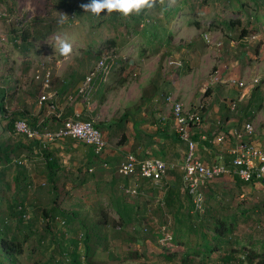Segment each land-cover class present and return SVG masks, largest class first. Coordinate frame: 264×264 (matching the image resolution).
<instances>
[{
	"label": "rangeland",
	"instance_id": "rangeland-1",
	"mask_svg": "<svg viewBox=\"0 0 264 264\" xmlns=\"http://www.w3.org/2000/svg\"><path fill=\"white\" fill-rule=\"evenodd\" d=\"M89 2L84 0L81 5ZM44 5V0H0V97L2 92L7 95L10 110H22L25 102L28 107L37 104L43 93L40 81L35 79L37 73H50L47 91L54 93L72 76L88 74L100 59L106 62L108 75L104 94L97 101L101 104V99L110 97L107 108L93 115L96 122L103 116L113 121L120 116L123 120V112L132 120L149 116L155 108L138 97L146 88L144 96H148L151 84L157 88L152 89L159 91L181 85L187 90V98L193 101L190 107L207 103L218 106L224 101L216 96L211 83L229 91L237 86L231 80L237 79L239 72L264 75V0H207L206 3L176 0L171 6L166 0L164 5L158 4L151 11L129 18L118 12H105L97 17L85 12L81 5V14L71 18L68 11L53 6L48 12ZM21 18L31 29L43 33L50 25V30L40 37L33 35L26 42L14 39L10 26ZM57 36L66 38L72 45L69 59L55 50ZM107 40L114 42L104 46L103 54L97 56L90 51L85 55L88 45L93 49ZM123 57H135L136 64L141 57L147 59L145 76L126 70L120 61ZM158 57L161 60L156 68ZM169 58L180 61L181 66L168 65ZM243 79L242 75L238 76V80ZM196 84L199 86L195 87ZM222 90L218 89L220 97L224 94ZM194 91L199 94L193 96ZM237 100L236 97L232 101L237 104ZM160 106L154 112L172 118L170 102L163 99ZM127 124L124 122L119 127ZM3 126L0 120V139L10 141ZM148 137H141L142 141ZM26 155L7 164L9 167L0 165V236L21 239L30 232L31 240L24 244L26 251L31 245L39 246L49 264H255V260L249 261L247 252L263 255L264 186L259 183H239L234 178L220 177L206 185L205 196L211 195L213 199L207 201L205 211L199 215L213 211L224 220L233 218L237 225L221 239L222 248L209 258L190 255L182 261V252L171 259L166 256L171 250L164 248L182 249L173 248L164 238L172 236V232L186 238L187 229L196 223L190 205L177 213L176 221L163 203L169 188L179 192L175 190L179 189L180 175L176 186L168 184L145 191L147 196L136 197L123 189H113V185L107 191L102 190L107 186L100 179L104 173L100 176L95 169L90 172L66 156L63 161L57 160L59 169L54 183H49ZM180 195L187 205L185 194ZM96 200H110V203L103 204L102 209L93 204ZM18 206L25 210V217H19ZM119 217L126 219L120 229L116 225ZM98 218L100 222L107 218L108 223H98ZM48 219L51 234L45 231ZM206 228L211 233L209 226ZM160 234L165 237L160 238ZM196 234L194 231L190 234L192 242L199 240ZM85 246L90 249L88 256L84 253ZM230 246L237 253L224 250ZM231 255L233 259L228 260Z\"/></svg>",
	"mask_w": 264,
	"mask_h": 264
},
{
	"label": "crops",
	"instance_id": "crops-1",
	"mask_svg": "<svg viewBox=\"0 0 264 264\" xmlns=\"http://www.w3.org/2000/svg\"><path fill=\"white\" fill-rule=\"evenodd\" d=\"M135 57L128 59L123 57L120 61L122 64L124 63L126 70H133L137 75L142 74L141 76H145V74H143L146 70L144 64L147 59L143 60L141 57L139 59L140 62L136 64L137 60ZM160 60L161 59L158 57L156 68L159 67ZM252 73L253 71L239 72L237 79L238 76L242 75L244 78L243 80L249 82L255 76H264L259 73ZM85 75L86 73L84 75L80 74L78 76H72L71 79L74 78L72 80V84L62 95L59 93L58 96L57 91H55L57 95L54 96L53 100L49 99L53 101V107L51 108L47 103H43L41 105L38 103H31L28 107V104L23 102L24 107L27 109V115H29L30 119L39 118V122L43 121V116L57 112H60V117L63 118L64 121L76 118H93V115L98 113L99 110L101 111L102 109L107 108V102L110 96H108L104 101L101 99V104L97 101V97H102L104 94V85L107 77L103 80L100 74H95L90 94L87 96L78 95L75 96L74 100H69L68 95L75 93L77 85L81 82ZM163 76L164 75L161 77ZM231 78L232 77H230V79ZM201 84L200 86H202ZM211 84H214L212 86L214 88V93L216 92V96L220 98V101H224L223 104L220 102L218 106H215L207 103L200 106L195 105L194 107H190L193 101L187 98V90L182 89L180 87L181 85L176 88L174 87L172 90L167 89L159 91L154 90L157 88L151 84L149 95L146 97L144 96L145 92L148 91L146 88L143 90L144 93H140L138 97L140 101L144 99V101L148 102L150 105L152 104V107L155 108L151 110V114L149 116L143 115L140 119L132 120V117H125L123 112L121 114V116H123V120H121L120 116L115 121L111 119H103L104 116L97 121L98 123L94 120L96 122L95 124L100 126L99 129L106 141V146L100 155H95L91 146L70 137L58 139L53 142H47L46 144H43V147L47 145L51 156L56 160L60 158V160L63 161L64 156H66L73 159V162L77 163L78 166H84L90 172L95 169L98 170L100 176L104 173L100 179L105 180V184H107V186L102 188V190L107 191L111 188L110 185H113V189L116 190L120 188L128 194L131 193L127 192V190L134 189L136 194L132 195L136 197L139 195L147 196L145 191H149L150 189L161 188L162 186L168 184L169 186H176L177 177L180 175L178 178L180 186L179 189H176L175 191L178 190L179 192H182L184 190L182 183V164L187 146L186 143L178 137L173 117L171 116L172 118L168 119L166 118V115L164 117L160 116L159 112L158 114L157 112H154V110L161 108L160 105L163 99H166L164 95H168L172 99L182 102L186 109L197 110L202 114V122L197 126L191 127L189 131L192 140L196 144L195 152L197 158L205 164L214 165L220 162L229 163L231 161L230 152L236 144V133L243 129V125L246 122H250L254 127V133L251 137H248V139L256 146L263 147L264 96L260 88H251L250 86L242 88L238 86L241 88L239 89L237 86H234L228 91V89L222 90V85L217 86V83ZM194 86L198 87L199 85L196 84ZM63 88L64 85L59 87V91ZM209 88L208 90H210ZM216 88L221 89L224 92L222 97H220L218 89ZM225 92H227V94ZM195 93H193V96L199 94L197 91ZM236 97L238 99L237 104L235 101H232ZM7 100L8 99L6 98V103ZM229 101H232L231 103L234 102L237 107L235 106L236 108L232 109L231 106L228 105ZM124 122H128V124L125 125V127H119L120 124ZM63 123L64 122H62V124ZM144 123H147L146 126H150V128L144 126ZM62 124L60 126H62ZM50 126L43 129L55 130L60 127L58 126L56 128V126H52V129ZM220 134L224 135L223 140L217 141V136ZM17 136L21 137L22 135L17 134ZM146 136L150 137L142 141L143 138L141 137L146 138ZM33 153L29 156L31 161H33V165L36 164V167L39 165V168L45 170V166L43 164L44 162H42L43 157L40 154L41 151L38 148H34ZM128 153H132L138 158L155 156L164 159L169 166L166 175L161 180L154 181L147 178L139 177L136 179L132 176L119 174L117 172V167ZM234 177L235 176L232 174L221 176V178L225 179H233ZM109 203L110 200L101 202L98 200L93 201V204L100 205L101 208L103 204L106 205ZM104 219L107 220V218Z\"/></svg>",
	"mask_w": 264,
	"mask_h": 264
},
{
	"label": "built area",
	"instance_id": "built-area-1",
	"mask_svg": "<svg viewBox=\"0 0 264 264\" xmlns=\"http://www.w3.org/2000/svg\"><path fill=\"white\" fill-rule=\"evenodd\" d=\"M168 65L181 66L180 61L172 58L167 60ZM100 74L104 80L108 74L106 62L100 59L95 67L84 76L77 85L75 93L68 95L69 100H74L78 95H89L92 90V82L95 74ZM35 79L40 81L43 93L38 97L37 103L43 104L56 95L51 93L50 73L44 72L43 75L37 73ZM232 84L239 87L250 86L251 88L259 87L264 96V76H255L249 82L244 80L232 79ZM166 100L171 104V115L175 122V130L180 140L186 143V153L182 164V183L184 190L189 196L192 210L202 214L206 208V196L204 188L212 180L226 174H232L245 183H259L264 186V138L263 147L256 146L248 137L254 133V127L250 122L243 125V129L236 133V144L232 148L231 161L229 163L220 162L214 165L205 164L197 158L195 149L196 144L190 136V128L197 126L202 122V114L197 110H188L183 103L172 99L170 96ZM235 108V103L230 104ZM60 117V112L55 113ZM15 132L25 136L27 139L38 140L42 144L57 141L65 137L79 140L93 148L95 155H100L106 146V141L101 130L95 125L93 118H76L67 119L62 126L55 130L40 129L37 126L28 124L25 118H18L14 123ZM224 135L217 136V141H222ZM167 162L160 157L138 158L132 153H128L124 160L117 167V172L125 176H132L136 179L139 177L147 178L154 181L161 180L168 171ZM131 194L136 191L127 190ZM25 217L26 214L24 213ZM28 218V215H27Z\"/></svg>",
	"mask_w": 264,
	"mask_h": 264
},
{
	"label": "trees",
	"instance_id": "trees-1",
	"mask_svg": "<svg viewBox=\"0 0 264 264\" xmlns=\"http://www.w3.org/2000/svg\"><path fill=\"white\" fill-rule=\"evenodd\" d=\"M84 0H44V7L50 11V8L52 9L53 6L60 9L68 11L69 17L73 18L75 16H79L81 14V3ZM202 3H206L207 0H201ZM42 21V20H41ZM104 21V20H103ZM102 21V23H103ZM23 18L17 19L16 21L11 23L10 26V33L13 35L14 39H18L22 42L28 41L33 35L35 37H40L41 35H44L49 32L50 25H47V28L45 27V31L43 29L40 31L39 29H31L28 24L24 25ZM239 24V21H237ZM45 24V23H44ZM46 25V24H45ZM100 24L99 26H101ZM114 40H107V43L103 44L102 46L94 47L91 49V47L88 45V49L85 50V55L89 54L90 51L92 53H95L97 56H100L103 54L104 46H110L113 45ZM90 48V49H89ZM74 78L70 79L67 83L65 82L64 88L56 90L57 93H60L62 95L67 91V89L72 84V80ZM10 97L13 96V94L9 95ZM7 95L2 92L0 97V120L1 122H4L3 131L6 132L9 138H11L10 141L8 140H2L0 139V165L4 168L9 167L7 164H12L15 162V160L19 157H21L24 153L27 154L26 156L32 155L34 148H38L41 151L42 162H44L45 170H40L44 173V176L46 180L49 183H54L55 176L57 174L58 162L56 159H54L50 151L48 150V146L45 145L43 147V144H41L37 140H31L27 139L25 136H17V133L14 129V123L18 118H25L29 125L31 126H37L40 129L46 128L47 126H60L62 122H64L63 118L56 117V114H50L47 116H43L42 122H39V118H31L29 115H27V109L24 107L22 110H10L8 108V105L6 103ZM54 99V98H53ZM52 99V100H53ZM47 100L44 102L48 104V106L51 108L53 107V101ZM52 101V102H51ZM96 125V124H95ZM50 126V128L53 129V127ZM97 126V125H96ZM98 127V126H97ZM15 136L17 137L15 139ZM34 154V153H33ZM35 156V154H34ZM32 162V161H31ZM36 165V164H35ZM34 168L40 167L39 165ZM20 167L19 165H17ZM239 183L237 178L234 177ZM183 194L186 196V201L188 202L187 205H185L183 196L180 195L181 192L175 193L170 188L165 194V200L164 204L170 209L171 214L177 221L176 215L177 213L184 207H188L190 205L189 196L187 195L186 191H182ZM181 196V199H180ZM207 201L213 199L211 195L207 196ZM1 199V198H0ZM211 206V205H210ZM191 207V205H190ZM212 207V206H211ZM16 211L19 214V217L22 218L23 214L25 213V210L18 206L16 208ZM194 212V211H193ZM75 214V213H73ZM45 215L49 218V214L45 211ZM0 217L1 211H0ZM24 217V216H23ZM209 219H212V221H208ZM102 222L99 221L98 223H104L107 224L108 221L106 219H101ZM194 220L196 223L187 229V233L189 234L186 238H183L181 233H177L175 230V235L172 236L168 235L167 237L163 236L162 234L159 235L160 238H164L167 242H170L173 244V248L182 247V249H171V247H164L166 250H171L169 253H166V256L175 259L178 253L183 254L181 257L182 261L188 260L191 256H199L201 259L209 258L216 250L219 251L222 246L220 243L222 242L221 239L225 237V235L230 234L234 231V228L236 227V222L232 220H224V218L221 216L220 213H214L213 211H206L203 215H199V213L195 212ZM115 221H113V224L115 225ZM126 223V219L123 217H119V222L116 223L118 226V229L120 227L122 228L123 225ZM120 225V226H119ZM206 225L209 226V229L211 233L208 232V229L206 228ZM45 231H48L49 234L52 233V227L48 222L45 224ZM181 231V230H180ZM192 231L197 232V237H199V240H196L195 242H192V239L190 238V234H192ZM88 236L85 238V242L88 241ZM31 240V233H25L21 239L16 238H9L7 235H1L0 236V264H49L50 261L44 259V252L40 249L37 245H31L29 246V250L26 251L25 243L26 241ZM213 242V243H212ZM224 250H228L232 254L237 253L236 249H232V247H227ZM84 253L86 256L89 255L90 249L89 247H84ZM263 255L261 257L258 256V254L251 252H247V256L250 262L255 260V264H263L264 263V252H262ZM191 255V256H190ZM259 258V259H257ZM227 259H233V255L230 257H227ZM235 264V263H234Z\"/></svg>",
	"mask_w": 264,
	"mask_h": 264
},
{
	"label": "clouds",
	"instance_id": "clouds-1",
	"mask_svg": "<svg viewBox=\"0 0 264 264\" xmlns=\"http://www.w3.org/2000/svg\"><path fill=\"white\" fill-rule=\"evenodd\" d=\"M166 0H90L89 3H83L81 7L85 12L91 13L94 16L100 17L102 13L111 14L118 12L124 18H129L132 15H140L144 11H151L158 4L164 5ZM176 3V0H168V5ZM63 23V20H61ZM55 50L69 59L73 52L72 45L66 38L56 37Z\"/></svg>",
	"mask_w": 264,
	"mask_h": 264
}]
</instances>
